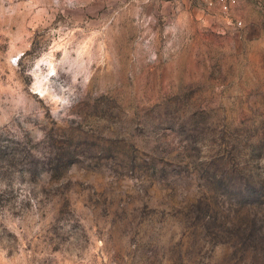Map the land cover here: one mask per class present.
I'll return each mask as SVG.
<instances>
[{
  "label": "rangeland",
  "instance_id": "obj_1",
  "mask_svg": "<svg viewBox=\"0 0 264 264\" xmlns=\"http://www.w3.org/2000/svg\"><path fill=\"white\" fill-rule=\"evenodd\" d=\"M230 16L0 0V264H264V4Z\"/></svg>",
  "mask_w": 264,
  "mask_h": 264
},
{
  "label": "built area",
  "instance_id": "obj_2",
  "mask_svg": "<svg viewBox=\"0 0 264 264\" xmlns=\"http://www.w3.org/2000/svg\"><path fill=\"white\" fill-rule=\"evenodd\" d=\"M264 4V0H258ZM208 5L210 7H216L220 9L222 13L226 15L227 18L230 19V13L234 7L237 6L239 0H207ZM239 25H242V21L237 22Z\"/></svg>",
  "mask_w": 264,
  "mask_h": 264
}]
</instances>
